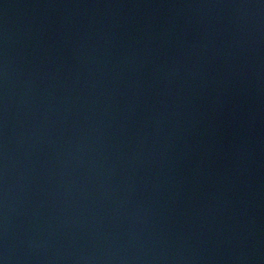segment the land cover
<instances>
[{"label":"water","instance_id":"water-1","mask_svg":"<svg viewBox=\"0 0 264 264\" xmlns=\"http://www.w3.org/2000/svg\"><path fill=\"white\" fill-rule=\"evenodd\" d=\"M0 264H264V0H0Z\"/></svg>","mask_w":264,"mask_h":264}]
</instances>
